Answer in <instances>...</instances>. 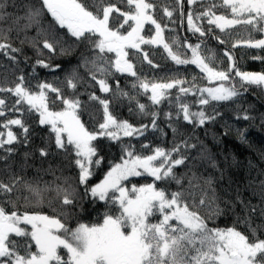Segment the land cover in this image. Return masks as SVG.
Wrapping results in <instances>:
<instances>
[{"label":"snow or ice","instance_id":"obj_1","mask_svg":"<svg viewBox=\"0 0 264 264\" xmlns=\"http://www.w3.org/2000/svg\"><path fill=\"white\" fill-rule=\"evenodd\" d=\"M175 3V10L179 11L183 22L184 0H175ZM119 4L125 5V8L122 9ZM197 4H201L203 11L194 10L193 6ZM205 4L208 6L204 7ZM187 6L189 32L205 36L206 30L198 23L200 21H206L209 26L214 25L221 33L243 25L249 34V39L243 41V44L248 48L264 51V38H255L253 35H264V0H187ZM8 7L5 0H0V23L11 22L7 32H0V39L5 41L0 42V54L13 64L16 63V56L12 54H20L22 49L6 42L9 33L14 30L12 25L26 32L28 28L38 25L46 12L59 28H66L77 41H86L92 46V57H83L81 66L90 80L99 85L100 92L111 91L108 77L113 75L112 69L116 73L134 77L136 82L133 83V88L138 87L145 94L151 92L148 98L153 105H158L166 98L169 94L167 90L178 88L177 118L182 114L183 121L194 126H202L206 121L214 120L215 116H208L205 110L191 111L190 105L181 101L180 95H195L199 92L197 103L203 106L212 101H232L242 91H247L249 86L264 88V72L240 70L229 51L224 52L229 61L228 68L222 70L210 66L213 58L202 55L201 44L193 46L186 41L181 43L177 38L172 39V44L166 42L163 33L167 26H162L155 18L156 5L151 0H118L117 3L93 0L91 6L85 0H35L23 4L24 15L15 17L7 12ZM216 9H223L224 12L217 14ZM162 11L170 23H176L173 19L174 10L164 6ZM145 25L155 28V34L150 38L141 35ZM207 33H212L213 38L221 44L226 43L223 38L214 34L212 27L207 28ZM143 44L162 46L176 65H195L204 73L202 79L214 86H197L196 77H193L190 87H184L186 81L179 78L167 82L142 79L129 60L131 53L128 50L141 53ZM172 45L176 46L175 51ZM33 47L36 45L33 44ZM181 47L191 51L190 58L180 51ZM233 47H237V44H233ZM43 49L50 53L56 51L53 43L47 39L43 41ZM143 58L153 68L157 67L149 59L147 52H143ZM252 59L264 61V55L257 54ZM36 63L41 67L51 68L44 60L38 59ZM232 73L239 79L236 80ZM17 80L11 87L0 85V94L7 93L15 98L9 105V98L0 96V117H5L0 121V150L7 153L0 156V160L7 161L15 153L16 149L12 145L27 143L30 129L23 117L25 114L35 113L39 124L48 126L54 136L55 148L58 150L56 154L63 153L66 157H72V163L78 169V186L83 187L84 194L79 195L77 185L68 178H63L62 184L46 183L43 188L25 181L23 189L31 195L13 199L12 194L18 190L21 178L13 173L9 183L0 180V264H264V238L258 236L264 230V223L253 225L252 222L256 206L240 201L244 204L246 214L238 218L233 226L210 227L207 221L226 214L227 209V203L225 208H220L217 203L218 197L211 178L205 180V185L206 190L212 189L211 204L215 208H209L208 217H202L191 210L183 191L169 193L166 187L156 183L164 181L181 184V178L174 171L185 163L183 155L176 158L180 153V145H174L171 149H152L148 144L141 143V148L151 154L136 153L130 150V146H122L121 162L111 166L98 183L89 185L94 170L101 164V159L95 158L97 148L93 141L98 137L119 141L121 135H143L147 126L136 128L127 121L118 120L109 110V101L92 93L89 99L98 101L103 107V122L99 123V131H90L79 115L82 104L78 98L66 97L60 88L47 82H38L33 89L30 82L26 83L23 75ZM79 80L87 82L82 76ZM67 87L75 96L76 79H68ZM49 93L55 94L52 103L59 100L63 105L61 110L50 109ZM120 95L129 96L123 92ZM129 99L132 97L129 96ZM22 105H27V108L21 107ZM138 107L141 113L145 111L144 104L141 103ZM17 112L21 118L6 116V113ZM152 115V127L156 129L155 113ZM243 119L248 120L250 117L245 114ZM12 126L21 129L23 140L13 131ZM172 130L174 134H178L177 128L173 127ZM183 146L188 147L187 141L183 142ZM49 154L48 147L39 149L41 157L46 158ZM30 155L24 154L25 162ZM46 171L54 174L56 169L50 167ZM132 177H151L152 182L138 186L132 183ZM56 179L60 180L61 177ZM125 181L132 183V187H126ZM261 185L264 187V181H261ZM45 193L55 194L48 200L50 205H53L54 200L61 205L59 208L53 205L57 216L18 211L17 200L23 198L29 203L43 204ZM89 195L93 198V204L97 200L104 202L107 210L103 215V222L94 225L79 223L74 228L70 227L66 222L70 219L69 207L75 208L78 200L86 199ZM205 203L206 200L201 198L199 204L203 206ZM6 206H11L13 210L9 212ZM259 215L264 218V198ZM236 224L245 225L251 235L238 230Z\"/></svg>","mask_w":264,"mask_h":264},{"label":"trees","instance_id":"obj_2","mask_svg":"<svg viewBox=\"0 0 264 264\" xmlns=\"http://www.w3.org/2000/svg\"><path fill=\"white\" fill-rule=\"evenodd\" d=\"M5 2L9 5L7 12L15 17L24 15L23 4L35 2V0H5ZM85 2L91 6L93 0H85ZM105 2L117 3L118 0H105ZM151 2L156 5L155 18L162 26H167L163 35L169 44H172L173 38H177L181 43L186 41L193 46L201 44L202 55L213 58L210 66L222 70L228 68L229 61L224 56V52L229 51L240 70L264 72V61L252 59L254 55H264V51L248 48L243 44V41L249 39L248 31L243 25H237L221 33L214 25L209 26L206 21H200L198 23L206 30V35L201 37L199 33L193 34L187 30V0H184L185 19L183 22L180 20L179 11L175 10L177 9L175 0H151ZM118 6L122 9L125 8L123 4ZM164 6L174 10L173 19L176 23H170L168 18L164 17L162 11ZM207 6V4L204 5V7ZM193 7L197 12L203 11L201 4ZM92 10L95 11V8ZM216 12L221 14L224 10L216 9ZM10 23H0V32H7ZM12 26L14 30L9 33V39L6 42L13 47L22 49V52L12 54L16 56L15 64L0 54V85L14 86L18 82L17 78L21 75L25 77L26 83L30 82L33 89L38 82L53 84L60 88L66 97L78 98L81 101L82 110L79 115L90 131H99V123L103 122V107L98 101L89 99V95L92 93L109 101V110L118 120L127 121L136 128L147 126L143 135L121 136L119 141L98 137L96 141H93L97 148V157L95 158H100L101 164L94 170V175L88 182L89 185L98 183L111 166L121 162L122 146H130V150H134L136 153L151 154L148 150L141 148V143L148 144L152 149L155 147L171 149L174 145H180V153L176 158L183 155L185 163L174 171L181 178V184L158 181L156 182L158 185L166 187L169 193L183 191L191 210L198 212L202 217H208L210 215L209 208H215V205L211 204L212 189L206 190L205 185V180L211 178L215 195L218 197L217 203L220 208H225L227 203V209L226 214L207 221L210 227L233 226L238 218H242L246 214L244 204L240 201L257 207L256 213L252 214L253 225L264 223V218L259 215V208L262 198H264V187L261 185V181H264V88L249 86L247 91H242L232 101H212L209 105L203 106L197 103L199 92H196L195 95H180L181 101L189 104L191 111L205 110L208 116H215L214 120H208L202 126H194L184 122L182 114L179 119L177 118L178 88L167 90L169 94L166 98L162 99L158 105H153L148 98L151 92L145 94L138 87L133 88V83L136 82L134 77L116 73L112 69L113 75L108 77L111 91L100 92L99 85L90 80L88 73L81 66L83 57H92V46L86 41H77L67 32L66 28H59L46 12L41 16L40 23L28 28L26 32L20 31L16 25ZM208 27H212L214 34L223 38L226 43L221 44L219 40L213 38L212 33H207ZM169 29L173 30L169 31ZM154 34L155 28L152 25H145V29L141 33L145 38H150ZM253 35L255 38H263V35L259 33ZM45 39L53 43L56 49L54 53L43 49ZM22 41L24 42L22 43ZM28 41H32V43ZM0 42L5 41L0 39ZM33 44L36 47H33ZM233 44H237V47L234 48ZM172 47L175 51L176 46L172 45ZM141 49V53H136L131 49L128 51L131 53L129 60L134 64V70L142 79L146 78L150 82H167L179 78L186 81L184 87H190L193 77H196L197 86H214L209 84L206 79H202L204 73H201L195 65H176L164 52L162 46L143 44ZM180 51L189 58L191 57L190 50L181 47ZM143 52L148 53L149 59L157 67L153 68L144 60ZM107 55L113 56L114 54ZM38 59L50 64L51 68L38 65L36 63ZM97 75L99 76V73ZM81 76L87 82H81L79 80ZM232 76L234 77V73ZM70 78L76 79L77 82L75 96H73L72 90L67 87V80ZM234 78L239 79L238 77ZM122 92L128 93L132 99H129V96L120 95ZM0 96H7L9 105L11 100L15 99L7 93L0 94ZM49 97L50 109L59 111L63 108L59 100L52 103L55 98L54 93H49ZM141 103L145 105L143 113L138 107ZM21 107L27 108V105ZM153 113H155L156 129L152 127ZM245 114L250 119H243ZM6 116L21 118L19 112L6 113ZM4 119L5 117H0V121ZM23 119L30 129L27 143L12 145L11 147L16 149L15 153L7 161L0 160V180L9 183L13 173L21 178L20 184L17 186L18 190L12 194L13 199L17 196L31 195L23 189L25 181L43 188L46 183L62 184L63 178H68L71 183L76 184L79 195L83 196V187L78 186V169L72 163L71 156L66 157L63 153L56 154L58 150L55 148L54 136L50 133L48 126H41L35 113L25 114ZM12 127L13 131L23 140V136L20 135L21 129L16 126ZM173 127L179 130L178 134L173 133ZM49 137L52 139L49 140ZM184 141H187L188 147L183 146ZM43 147L49 149L50 154L46 158L39 155V149ZM25 153L31 154L27 162L24 159ZM5 155L7 153L0 150V156ZM8 165L10 168H7ZM50 167L56 169L54 174L46 171ZM57 177H61V179L57 180ZM130 180L138 186L152 182L151 177H132ZM124 183L126 187H132V183L128 181ZM54 195V193H45L43 204L29 203L21 198L16 202L18 211L55 217L58 213L54 210V206L59 208L61 205L55 200L53 201L54 206L49 204V198ZM201 198L206 200L203 206L199 204ZM92 200L93 198L89 195L86 199L78 200L75 208L69 207L70 219H67L66 222L70 227L74 228L79 223L94 225L103 222V215L107 210L105 204L98 200L93 204ZM6 207L9 212L13 210L11 206ZM60 218L65 219L64 217ZM22 227L29 226L22 225ZM236 227L251 235L245 225L236 224ZM258 236L264 238V230H261ZM15 239L22 240L23 238Z\"/></svg>","mask_w":264,"mask_h":264},{"label":"rangeland","instance_id":"obj_3","mask_svg":"<svg viewBox=\"0 0 264 264\" xmlns=\"http://www.w3.org/2000/svg\"><path fill=\"white\" fill-rule=\"evenodd\" d=\"M263 38H264V35H263ZM122 136V135H121Z\"/></svg>","mask_w":264,"mask_h":264}]
</instances>
